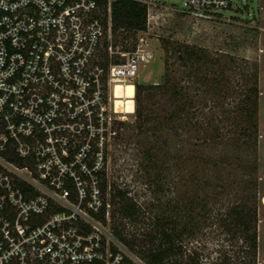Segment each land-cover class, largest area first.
<instances>
[{
  "label": "built area",
  "instance_id": "1",
  "mask_svg": "<svg viewBox=\"0 0 264 264\" xmlns=\"http://www.w3.org/2000/svg\"><path fill=\"white\" fill-rule=\"evenodd\" d=\"M118 1L0 0V264L127 260L102 190L105 144L135 113L136 79L153 53L145 31L116 37ZM125 1L144 7L147 22L167 6ZM234 1L183 0L180 10L210 21ZM117 84L133 85L123 100L132 113L117 112Z\"/></svg>",
  "mask_w": 264,
  "mask_h": 264
},
{
  "label": "trees",
  "instance_id": "2",
  "mask_svg": "<svg viewBox=\"0 0 264 264\" xmlns=\"http://www.w3.org/2000/svg\"><path fill=\"white\" fill-rule=\"evenodd\" d=\"M112 20L113 32L121 42L147 29L146 9L134 2L115 3ZM163 49L167 54L163 83L136 85L137 96L145 90L147 99L157 95L166 98L162 115L155 120L151 112L140 110L138 103L133 125L137 137L144 136L149 125L154 133H165L162 148L146 142L148 138L144 142L138 139L135 144L146 163L144 173L147 175L146 169L157 171L148 175L149 185L157 188L161 181L168 182L166 190L160 186L158 191L167 203L160 202V216L152 218L144 233H128L127 222L140 223L142 208L127 189L112 185L113 233L146 264H206L184 239L209 228L230 240L238 264H257V218L264 186L259 173L260 92L253 70L256 66L246 58L213 55L187 44L164 41ZM222 57H226L224 65ZM168 63L182 68L178 80L172 77ZM176 144L188 149H178L173 156ZM170 160H176V164L170 166ZM106 189L104 180V193ZM212 264L228 262L221 256Z\"/></svg>",
  "mask_w": 264,
  "mask_h": 264
},
{
  "label": "rangeland",
  "instance_id": "3",
  "mask_svg": "<svg viewBox=\"0 0 264 264\" xmlns=\"http://www.w3.org/2000/svg\"><path fill=\"white\" fill-rule=\"evenodd\" d=\"M166 7L157 10L154 16L147 22L145 37L149 42V49L153 53L150 63L141 70L136 79V85L148 87L163 83V75L167 72V54L164 52V41L176 42L180 45L197 46L207 49L213 55L229 54L233 57L246 58L256 66L259 96V119H260V137H259V157L261 160L260 177L264 186V0H235L234 6L216 15L210 21H195L184 14L180 8L183 7V0H163ZM176 6H170V5ZM137 32L135 36H138ZM143 33V32H142ZM131 38H135L132 37ZM173 60V59H172ZM171 60V61H172ZM226 63V57L221 58V65ZM168 70H173L172 77L178 80L182 74V68L176 63ZM226 74V73H225ZM213 77L212 73H207ZM145 90H141L140 95H135V109L138 103L139 108L151 112L155 120L161 117L165 99L163 95H157L154 98L147 99ZM133 98V97H132ZM129 104H132L129 101ZM162 110V111H161ZM127 120L118 121L114 125L116 136H113L105 144V172L107 182V197L111 200L109 189L114 186H120L130 192V196L142 208V218L140 223L129 224L127 222L128 233L142 234L149 228L152 218L161 212L160 202L164 205L163 194L158 191L162 186L166 190L168 184L161 181L156 185L157 188L149 185V176L157 174V171L146 169V163L137 153L136 142L139 140L149 141L156 148H162L164 134L162 131L154 133L152 125L144 136L137 137V130L133 123L136 122L135 113L126 115ZM123 122V125L120 123ZM132 137V138H131ZM177 145V144H176ZM144 146V145H142ZM188 149L186 145H177L172 148V155L176 156L179 150ZM158 153L157 149L155 151ZM164 154L163 152H161ZM161 159V155H160ZM143 160V161H142ZM163 161V160H162ZM170 166L176 164V160H170ZM149 168V167H147ZM165 172V171H164ZM166 175L168 174L165 173ZM152 177V176H151ZM264 195V188L261 189ZM168 200L169 195H164ZM111 202V201H110ZM264 199L261 200L258 212V251L257 264H264ZM114 206L111 204V210ZM158 219V218H157ZM213 229H204L201 233L191 238L187 236L184 242L191 249L197 250L202 255L206 264H212L216 259L225 256L228 264H238L235 257V247L226 237L216 234ZM127 260L124 264H146L145 260L134 250L125 249ZM124 254V255H125ZM227 255V258H226Z\"/></svg>",
  "mask_w": 264,
  "mask_h": 264
},
{
  "label": "bare ground",
  "instance_id": "4",
  "mask_svg": "<svg viewBox=\"0 0 264 264\" xmlns=\"http://www.w3.org/2000/svg\"><path fill=\"white\" fill-rule=\"evenodd\" d=\"M134 96V87L132 84H126V86L122 84H117V87L115 89V98H116V110L119 113L127 112V113H132L134 111V107L132 104H129L130 102L128 101L126 104V108L123 106L124 101L123 100H128V98H131ZM130 99V100H131Z\"/></svg>",
  "mask_w": 264,
  "mask_h": 264
}]
</instances>
